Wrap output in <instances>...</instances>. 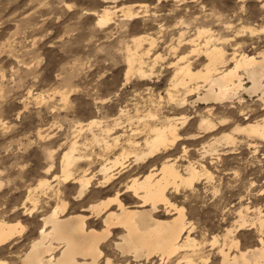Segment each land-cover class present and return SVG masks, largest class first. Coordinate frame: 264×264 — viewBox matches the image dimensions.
I'll list each match as a JSON object with an SVG mask.
<instances>
[{"label":"rangeland","instance_id":"obj_1","mask_svg":"<svg viewBox=\"0 0 264 264\" xmlns=\"http://www.w3.org/2000/svg\"><path fill=\"white\" fill-rule=\"evenodd\" d=\"M48 2L50 0H0V73L4 74L0 78V90L7 97L6 100L0 102V120H6L9 125L7 132L0 128V171L4 173L3 176H0L4 184V188H0V201H3L4 205L11 203L15 206V201L20 199L22 193L27 195L26 186L32 185L33 178L39 183L41 177H36L35 173L40 171V165L47 163L45 149L50 151L55 148L56 151L52 157L53 171L50 174L44 173V179L49 176L57 177L61 175L63 154L74 140L79 141L77 153H88V156L82 158L73 166L74 176L82 175L84 172L91 174L93 170L95 172L100 167L104 157L99 154L101 151L99 145L89 144L87 147L81 145L82 138L86 134L89 137L91 135L88 130L79 131V125H85L93 118L104 120L106 114L117 113L121 108L129 112V114H134L136 107L139 108L141 114L149 109L158 110L171 116L186 114L188 116V120L185 123L187 130L184 133H195L198 131L199 117L195 111H204L207 106L213 108L212 110L215 113L213 118L217 122L220 121L219 118L227 120L222 125V128L216 131L228 132L237 123L245 124L248 120H260L263 117L264 102H261V95H263L261 91L252 95L242 92V98L246 100V106L239 108L238 111L225 105H230L232 103L230 100L221 103L188 104L186 105L187 110L186 108H177L173 104L169 106L166 89L168 88L169 78L173 69L167 67L168 61L174 60L177 54H184L190 49L191 44H188L187 40L195 37L197 34L195 30L200 26L210 27L215 36H221L222 43L220 44L227 53L236 51L238 53L253 54L260 58L261 53L264 52V34L259 33L258 29L264 26V23H262L264 8L260 7L261 4H264V0H210L212 7L205 5L210 17L201 18V22L197 23L198 25L181 26L179 31L172 26L176 20L182 18V16H177V13H182L183 15L193 13L199 17L201 9L197 7L198 0H184V4L177 6L175 11H173V7L177 5V0H159V3L155 4L150 3L149 0H98L100 11L108 4H113L115 9H119V14L113 10L112 20L114 23L101 36L103 43L110 44L111 41L107 37L111 36L116 41L115 46L123 48L124 63H114L112 68L109 69V74H114V79L127 72V54L128 51L136 49L137 39L143 38L140 49L147 51L148 48H151L148 54L145 55L146 61H151L153 55H162V58H159L156 64V72L158 73L155 72L152 79L145 80L136 74L131 75L130 87L127 92L123 97H118L114 102L115 104L113 103L103 112L96 111L95 102L89 94L91 90L88 88L93 79V74L99 67L93 59L96 55L94 47H99L100 45L89 47L87 44L81 45L77 42L68 50H64L57 35L58 33L62 34L63 24L61 20L56 19L58 13H55L54 9L45 6ZM199 2L203 3V0H199ZM237 4L244 5L243 12L237 10ZM127 5L138 11V14L146 13L151 18H146L145 15L139 14L140 17L130 19L126 15V10L123 11L124 8L128 7ZM213 8L215 11H213ZM92 11L96 12V9H92ZM169 16L174 17L172 24L168 23ZM125 21L127 22L125 23ZM201 23L202 25L199 26ZM161 24L164 25L163 30H161ZM121 25L123 30L120 32L115 31ZM227 25H232L234 31L229 29ZM247 28H253L255 34L245 31ZM237 32L241 34L236 35ZM181 33H184L183 38ZM180 38H182V41L179 43ZM202 38L200 37L199 40H202ZM153 40L154 42L151 44ZM122 41L123 43H121ZM173 46L177 48L176 53ZM34 59L38 61L37 66L32 69L26 68L25 64L32 63ZM202 59H200V62L204 61L205 58ZM246 78L245 76L243 77L244 84L247 86L251 85V82ZM73 87L80 89V91L72 92ZM65 88H67L69 93L67 98L71 104L70 110L65 108L62 96L57 99V94L63 92ZM29 89L40 96L39 101L35 99V96L26 100ZM44 93L51 94L52 98L49 99V96L44 95ZM159 95L162 97H159ZM194 99L195 95L189 96V102ZM25 104L28 105L26 114L21 112V108ZM53 109H56V111H53ZM234 111H236V114L231 115L230 113ZM240 112L243 113V116L239 115ZM247 114L248 120L245 119ZM17 115L23 118L15 119L14 117ZM54 124L59 125V127H52ZM94 129L96 130V127ZM203 134L204 136H201ZM199 135L200 138L182 140L153 158L142 161L130 160V164L115 174V178L104 187H100L99 179H97L100 178V175L98 174V177L95 176V179L91 180L88 189L97 195L104 190L120 189L130 182L131 176H141L151 168L159 167L163 160L167 158H171L169 160L174 161L180 170L184 169L189 162L195 165L197 159L200 160L203 166L213 170V153L216 152L220 155L221 161L226 156L231 163H242L246 176L255 180L256 188L259 190L260 185L264 183V152L259 151L264 146V142L259 137H250L246 132H237L235 134L237 137L236 146L235 144L222 142V146H219L216 149L217 151H211L209 152L210 154L207 153L201 157L203 153L202 146L204 142L210 140L211 135L203 132ZM41 136L45 137V139L40 140ZM232 149L235 150L233 151ZM116 151L119 150L117 149ZM20 162L28 164L31 171H29V168H24L23 170L18 168L17 164ZM56 166L60 167L61 172L55 170ZM227 171L223 167H220L219 174L213 171L217 184L221 186L222 196L226 200L231 201L237 213L240 212L241 208L247 212L249 204L239 199L240 195L243 194L240 191L242 185L236 184L234 180L225 175ZM72 182L73 180L57 182L53 179L52 183L55 188L51 198L44 204L43 209H52L62 201H67V213H88V211H82L83 208L88 207L83 202V198L80 200L76 199L79 183ZM229 184H234L235 186L229 187ZM205 186V184H200L201 189ZM168 196L173 203L179 200L180 207H184L187 203L183 199L182 191L169 190ZM248 199L253 203L254 207L258 208L260 206L254 203L258 197L253 196L248 197ZM122 200L129 206H133L135 202L132 195L128 193L123 194ZM197 200L198 204L193 203L190 205L191 208L197 210L195 217L197 226H203L205 231H210V227L213 224L219 228L221 222L216 220L217 209L212 200L209 199L207 204L201 196H198ZM166 211L165 206H160V211L156 213L157 217L170 219L177 215L175 210ZM220 214L221 216L223 215L222 210H220ZM0 215L9 220L11 219V221L19 219L26 226L25 228L29 229L25 233L17 235L9 243L8 247L10 248L6 250L1 248L0 252L11 253L12 249L15 248L17 253H19L29 249L30 242L39 234L36 227L37 223L41 224V221H37L31 216L24 219L23 214L19 216L15 214ZM185 219L192 223V216L189 212L185 213ZM88 226L102 229L103 223L101 219H92L88 222ZM225 231H227V228H225ZM113 233L119 237L118 234H122L123 229H114ZM190 233L196 240V245L194 246L196 254L193 257L197 256L200 260L208 258L210 264L215 261L220 262L221 257L217 250L219 244L223 242V238L219 239L218 248H212L210 243L207 244L208 251L214 253V255L204 256L199 255L203 252V248L199 247V245L204 244L203 234L196 230ZM211 235L217 236L221 234L211 232ZM253 236L256 237L255 241H253ZM236 237L240 240V246L243 245L241 246L242 249L256 246L259 243V234L256 229H242L236 234ZM191 249L193 250L192 246L184 251L191 253ZM160 257V255L154 256L153 261L155 264H176L178 261L177 256H174L169 261H163ZM146 261L145 264H148Z\"/></svg>","mask_w":264,"mask_h":264},{"label":"bare ground","instance_id":"obj_2","mask_svg":"<svg viewBox=\"0 0 264 264\" xmlns=\"http://www.w3.org/2000/svg\"><path fill=\"white\" fill-rule=\"evenodd\" d=\"M104 8L105 6L102 11ZM125 10L126 15L130 19L140 17L138 11L133 10L132 7L128 6L123 9V11ZM113 13L114 11L112 10V14ZM200 25H202V23L199 24V26ZM202 29H207V31L204 32ZM195 32L197 33H195V37L187 40V43L191 44L190 49L184 54H177L174 60H169L167 63L168 68H173L171 77L169 78V85L166 89L169 106L173 104L177 108L187 109L186 105L188 104L195 105V103L205 102L221 103L225 101L224 96L229 91L236 88L251 95L259 91L264 95V56L261 55V57L258 58L253 54L238 53L236 51L227 53L224 47L220 44L222 43L221 36H215L210 27L205 28L200 26L196 28ZM200 37H203L202 40H199ZM181 41L182 38H180L179 43ZM142 42L143 38L137 39L136 49L134 51H128V69L126 73L131 71L132 75L136 74L142 79H152L157 70L156 64L158 63L159 58H162V55H153L151 61H146L145 55L148 54V51H150L151 48H148L147 51L140 49L139 47H141ZM153 42L154 40L151 41V44H153ZM173 49H175L176 53L177 48L173 46ZM221 54H223V57H226V59L223 58ZM202 58L205 59L200 62V59ZM244 76L251 82V85L247 86L244 84ZM193 95H195V99L189 102V96ZM263 95H261V97H263ZM159 97L162 96L159 95ZM212 109V107L207 106L204 111H195L199 117L198 131L195 133H184L185 130H187L185 123L188 120V116H186V114L181 116H171L152 109L141 114L139 108L136 107V112L134 114H129V112H126L125 109L121 108L117 113L106 114L104 120L93 118L85 125H79V131L85 129L90 131L91 135V137H89V135L86 134L82 138L81 145L84 147L89 146V144L99 145L101 149L99 154L104 157L103 162L100 164V167L95 172H93V170L91 174L84 172L82 175L74 176L72 170L73 166L79 160L88 156V153L86 152H76L78 150L79 141L74 140L63 154L62 172L65 168L70 169L73 177L71 180H73V182H78L79 188L82 180L86 181L89 186L91 180L95 176L98 177L99 174L100 178L97 179H99L100 187H104L106 185L102 184V181L107 180L108 183L111 182L113 178H115V174L130 164V160L142 161L153 158L162 151L164 152L175 144H178L182 140H194L200 138L199 134L202 132L210 134L211 138L209 141L204 142L201 157L211 151H217L216 149L219 146H222V142L229 144L226 141V137L231 136V138L236 141L237 137L235 134L237 132H234L233 129L237 127L245 129L244 132L250 137L257 136L260 138L256 126L259 122L264 120V115L260 120L249 121L247 114L245 119L248 121L245 124L237 123L230 131L223 132L222 130H216H220L222 125L225 124L221 123V120H224L225 122L227 120L219 118L220 121L217 122L213 118L215 113ZM247 112L249 113V111ZM92 121H96V123L92 124ZM94 127H96V130ZM201 136H204V134ZM117 149L119 151H116ZM169 159L167 158L163 160L159 167H153L144 172L141 176H131L132 178L130 182L126 183L125 187H129L132 182H135L136 185L141 188L150 189L153 186L163 188L167 191V196L165 198L170 203H173L168 196V189L170 185L175 184L182 169L180 170L177 168L175 162H172ZM189 165H192L193 167L195 166L194 163L189 162L184 169H187ZM65 181L68 182L69 180ZM0 182H2L1 179ZM77 191L79 192V190ZM132 197L135 199L133 206H129L121 200V204L124 205L123 215L129 217L131 221L130 225L123 229V232L128 231L130 233V238L139 236V238L147 243H156L160 245V259L162 258L161 260L163 261H169L174 256H177L178 261L176 264H189V262L193 260V255L196 254V249L194 248L196 240L191 236V231H186L184 229L183 220H179V231L175 232V244L170 248L168 247L169 237L175 231L180 213L176 211V216L170 219H160L157 217L156 213L160 211L161 204L157 203L156 210L153 212L151 211V200L144 204L143 207H138L139 198L135 195H132ZM67 205V201H62L53 207L51 212L42 216L41 226L43 227V225L47 223L50 224V228H46L43 234L38 231V236L30 242L31 244L29 245L27 252L30 264H53V261L60 264L62 258H71L69 245L61 240V235L64 232L73 231L74 234L80 235L83 240L87 234H90L93 231L102 232L104 228H109L110 231L113 232L114 229L120 228L119 222L106 223L105 221L108 219L107 217H103L100 213L93 214L89 211V207L82 209V211H88V213H67ZM163 206H165V209L167 210L166 212L173 211L170 210L167 205ZM114 211L120 212L121 209L117 206ZM149 215L151 217V223H148L145 220V217ZM92 219H101L103 223L102 229L90 228L88 222ZM17 223L22 222L19 219L11 221V219L9 220L0 215V234L4 236L11 235ZM77 228L80 229V233H75L74 230ZM17 235L19 234H16L13 240ZM121 235H123V233L120 235L118 234V236ZM236 239L239 241L236 247L232 246L231 239H223V242L219 244V248L217 247V251L221 257L220 264H226V262L227 264H264V245L258 243L256 246L242 249L240 246V240L237 237ZM61 243H64L63 250H61L60 247ZM190 246L193 247L191 253H188L189 251H184ZM1 248L3 249L2 245H0V249ZM156 251L157 249H153V257L156 256ZM182 251L184 252L182 253ZM169 252L171 254H168ZM57 253H59V255ZM145 260H147L146 262L148 263L149 257L145 256ZM153 260L152 264H155Z\"/></svg>","mask_w":264,"mask_h":264},{"label":"snow or ice","instance_id":"obj_3","mask_svg":"<svg viewBox=\"0 0 264 264\" xmlns=\"http://www.w3.org/2000/svg\"><path fill=\"white\" fill-rule=\"evenodd\" d=\"M149 2L155 4L159 3V0H149ZM183 4L184 0H177V5L173 7V11H175L177 6H182ZM205 5L212 7L210 0H203V3H200L198 0L197 7L201 9L199 17L195 16L193 13H188L186 15L177 13V16H182V18L176 20L175 24L172 26L179 31L181 26L187 27L188 25L199 23L201 18L209 16V12ZM45 6L54 9L55 13H58L56 19L61 20L63 24L62 34L58 33L57 35L60 45L64 50H68L77 42L81 45L87 44L89 47L100 45L99 47H94L96 55L93 59L99 67L93 74V79L88 85V88L91 90L89 94L95 102L96 111L103 112L105 109L109 108L118 97H123L127 92L130 87V77L132 75L130 71L129 73H122L118 78L114 79V74H109V69L112 68L114 63H124L122 56L123 48L116 47V41L111 36L107 37V39L111 41L110 44L103 43L101 40L103 33L114 23L112 20V10H115L116 13L119 14V9H115V5L113 4H108L103 11H100L98 0H50ZM260 7L264 8V4H261ZM236 8L239 12L244 11L243 4H237ZM92 9H96V12H93ZM213 11H215L214 8ZM139 14L145 15L146 18H151L148 17L146 13ZM153 15H155V13H153ZM173 19L174 17L169 16L168 23L172 24ZM126 22L127 21H125V23ZM262 23H264V19H262ZM160 27L161 30L164 29L163 24H161ZM227 27L232 29V25H227ZM122 30V25L115 29V31L118 32ZM232 30L234 31V29ZM202 31L206 32L207 29H202ZM245 31L255 34L253 28H247ZM258 31L264 34V26L260 27ZM240 34L239 32L236 33V35ZM181 37L183 38V33H181ZM121 43H123V41ZM261 55L264 56V52H262ZM221 56L223 57V54H221ZM223 58L226 59V57ZM77 63H79V61H77ZM37 64L38 61L34 59L32 63L25 64V67L32 69L37 66ZM3 75V73H0V78H2ZM78 91H80V89L75 87L72 88V92ZM44 95L49 96V99L52 98L49 93H44ZM68 95V90L65 88L63 92L57 94V99L62 96L65 108L70 110L71 104L68 101ZM137 95H139V93H137ZM33 96L39 101L40 96L34 94L33 91L29 89L26 100ZM6 99L7 97L4 95L3 91L0 90V102ZM224 100H230L232 103L230 105L226 104V106L236 111L246 106V100L242 98V90L239 88L229 91L224 96ZM261 102H264V97H261ZM27 107L28 105L25 104V106L21 108V112L26 114ZM53 111H56V109H53ZM236 111L230 114L235 115ZM239 115L243 116V113L240 112ZM14 118L19 120L23 117L17 115ZM220 122L225 123L224 120ZM91 123L95 124L96 121H92ZM52 127L56 128L59 127V125L54 124ZM0 128L7 132L9 130L8 122L6 120H0ZM256 128L258 129L261 141L264 142V120L259 122ZM233 131L244 132L245 129L237 127L234 128ZM43 139H45V137L41 136L40 140ZM226 141L233 145L237 143L231 136L226 137ZM232 150L234 151L235 149ZM55 151V148H52L50 151L45 149L47 163L40 165V171L35 173L36 177H41L39 183L33 178L32 185L26 186L27 195L22 193L20 199L15 201V206L11 203L4 205L3 201H0V214H15L17 216L23 214L24 219L31 216L37 221H41L44 214L52 211L51 208L43 209L44 204L51 198L53 189L55 188L52 180L55 179L57 182L61 180L70 181L73 178L68 168H65L60 176H49L47 179L43 178L44 173L50 174L53 171L52 157ZM259 151L264 152V146H262ZM213 156V170L203 167L200 160L197 159L194 167L189 165L187 169H182L175 184L169 186L168 190L183 192V199L187 201L184 207L179 206V200H177L176 203H170L165 198L167 196V191L163 188L156 186L150 189L141 188L138 187L135 182H132L129 187L122 186L120 189L112 188L111 191L104 190L97 195L93 191H90L87 182L82 180L79 192L76 194V199L80 200L83 198V202L89 207V211L93 214L100 213L103 217H107L106 223L119 222V227L121 229L129 226L131 222L129 217L123 215L124 205L121 204L123 193L127 192L130 195L137 196L139 198L138 207H143L144 204L151 200V211L153 212L156 210L157 203L161 204V206L167 205L170 210H175L180 213L175 231L170 235L168 240L169 248L175 244V232L179 231V220H183V227L186 231L196 230L203 234L204 244L199 245V247L203 248V252L199 255H214V253L208 251L206 245L210 243L212 248H216L218 240L221 238L224 240L231 239L232 246L236 247L239 243L236 239V234L242 229L258 230L260 237L259 243L264 245V183H262L259 190H257L255 180L246 176L242 163H231L226 156L224 160L221 161L218 153H213ZM205 163H207V161H205ZM17 167L23 170L24 168H29V165L20 162L17 164ZM220 167L226 168L228 171L225 175L234 180L236 184L242 185L240 191L243 194L240 195L239 199L249 204L247 212L241 208L240 212L237 213L231 201L226 200L222 196L221 186L217 184L216 176L213 175V171L219 174ZM55 170L61 172L59 166H56ZM29 171H31V168H29ZM3 175L4 173L0 171V176ZM107 183V180L102 181V184L107 185ZM200 184H205L206 186L201 189ZM234 186V184H229V187ZM0 188H4L2 182H0ZM198 196H201L206 204L209 199H211L216 206V220L221 222L219 228L213 224L210 227V231H205L203 226H197L195 219L197 210L191 208L190 205L193 203L198 204ZM253 196L258 197V199L254 201V203L260 205L258 208L254 207L253 203L248 199V197ZM117 206L121 209L120 212L114 211ZM220 210L223 211L222 216ZM186 212L191 214L192 223H189L188 220L184 218ZM145 220L148 223L152 222L150 215L146 216ZM46 228H50V224L45 223L42 227L40 223H37L36 230L41 234L45 232ZM225 228H227V231H225ZM28 230L29 229H26L23 223H17L11 235L4 236L0 234V245L3 246V249H7L9 243L13 241L16 234H22ZM74 231L75 233H80V229L78 228ZM211 232H218L221 235L212 236ZM252 238L253 241H255L256 237L253 236ZM61 240L69 245L71 258H62L60 264H145V256L149 257L148 264H152L154 258L153 249H157L155 252L156 256L160 255L161 250L160 245L156 243H147L139 238V236L130 238V233L128 231L123 232V235L117 237L109 228H104L102 232L93 231L87 234L83 240L80 235L74 234L73 231L64 232L61 235ZM60 247L61 250H63L64 243H61ZM27 252L28 249H25L17 253L15 248L12 249L11 253H7L6 251L0 252V264H30ZM57 254L59 255V253ZM168 254L171 253L169 252ZM53 264H57V262L53 261ZM189 264H210V261L208 259L200 260L197 256H194ZM211 264H220V262L215 261L211 262Z\"/></svg>","mask_w":264,"mask_h":264}]
</instances>
